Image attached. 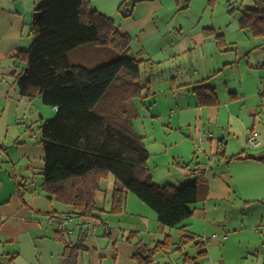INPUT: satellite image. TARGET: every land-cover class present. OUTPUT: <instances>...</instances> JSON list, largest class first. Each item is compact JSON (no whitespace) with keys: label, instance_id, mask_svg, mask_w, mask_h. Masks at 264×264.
Returning a JSON list of instances; mask_svg holds the SVG:
<instances>
[{"label":"crops","instance_id":"obj_1","mask_svg":"<svg viewBox=\"0 0 264 264\" xmlns=\"http://www.w3.org/2000/svg\"><path fill=\"white\" fill-rule=\"evenodd\" d=\"M13 1L15 9L0 5V264H7L14 256L15 260L12 264H63L64 245L56 239L55 232L61 230L59 222L67 215L71 218L69 226L65 229V238L73 244L78 243L80 239L83 242L75 264H102L99 258L106 254L115 260V264H133L129 263L128 259L139 262L136 256L137 250L142 252L141 247L149 248L146 238L164 237L165 239L167 235L173 237L171 234L173 229H169V234H165L167 232L165 227L159 223L162 227H157V232H151L149 230L151 222L138 212L142 208L138 207L139 205L129 195L126 209L118 216L112 214L110 209L114 180H111L109 186L106 185L105 188L104 180L101 182V190L96 196L97 211L94 213L95 217L91 219L94 231H88L86 238L83 237V232L87 228L73 214L72 205L56 200L50 201L42 187L35 189L32 193H23V188L19 186L21 183L32 180L37 183L38 177H41L39 173L44 167V148L39 146L37 132L33 133L29 125L38 122L42 125L47 121L46 110L39 101L42 102L41 98L29 99L15 93L9 85L7 75L15 71L13 60L17 51L27 49L25 45L29 44L31 35L25 34L26 27L34 24L33 15L45 0ZM123 1L93 0L91 6L102 14L114 17L115 22L118 21L116 24L120 31L130 36L131 55L134 57L137 55L139 59L143 58V70L146 75L149 70L151 75L150 78L146 76L144 79L143 72L142 83L151 88L152 92L162 78L160 85L167 87L168 94H175L174 98L189 97V94L195 96L194 101L186 100L184 106L176 104L177 110L172 109L171 114L183 118L188 113H194L195 135L199 139L202 138L200 142L204 145L199 147V151L213 158L208 162L206 157H199L197 154L195 157L194 154L191 156L179 154L175 162L184 174H178L173 178L170 174L168 178H165L151 170L153 179L161 185L168 183L180 185V182L187 183L197 178L199 182H206L209 187L205 199L196 204L194 215L183 223L186 227L179 228L180 239L173 242L172 238L171 248L167 252L172 255L176 253L184 255L185 244L181 243L182 237L195 235L208 239L207 243L205 246L198 247L192 242L190 247L195 250L185 254L183 258L185 264L187 262L188 264H204L205 262L208 264H264V161L254 158L228 160L233 155L228 156L224 150L225 147L218 148L217 143L218 141L224 145L228 143L225 139L226 134L231 133L230 129L216 139L213 133H209L212 138H208V133L207 136L206 133L203 135L201 130L203 123L207 120L223 127L224 124L220 122L223 112L226 109L229 110L231 105H235L227 103V94L231 100L240 103L247 99L242 80L235 85L231 84V80L228 81L229 72L233 74L234 65L239 62V59L230 58L231 48L228 47L227 40L223 47H219L215 34L206 33V29H214L213 27H200V24L188 25L185 19L177 20L171 26L165 15L161 14L165 9L162 0L133 2L129 7L132 10L129 17H127L128 7L120 11V4ZM190 1L188 3L185 1L186 7L189 6ZM263 2H260L261 6L256 8H264ZM181 3L183 0H177L175 7L181 8ZM139 4L143 5L141 11L137 9ZM244 31L249 32L252 38L257 40L255 44L250 43L246 56L250 57L252 52L264 51V43L258 41V38L264 39V37L255 36L249 30ZM216 33H218L217 30ZM176 57L183 58L184 64L178 65ZM190 59L195 61L194 66L191 65ZM245 60L248 68H251L253 61ZM215 80L222 82L227 90V94L223 92L224 105H221L217 90L219 83L216 85L213 83ZM200 85L214 88L218 100L216 105H203L199 102L194 87ZM14 96L19 98L18 101ZM33 102H36L37 113L33 115V121L29 123L25 120V107L33 105ZM135 107L138 114V107ZM53 111L55 117L56 109L53 108ZM232 115H235L234 112ZM239 115H241V107ZM20 120L26 124L27 130L21 129ZM251 131L256 130L254 127L247 130L246 142ZM30 132H32L31 135ZM263 146L264 143L257 150L262 149ZM262 155L264 156V149ZM234 162L238 164L236 168L232 166ZM195 169H199L200 174L195 173L193 171ZM107 197L109 202L106 206ZM146 214L150 215L148 212ZM222 215L225 218L224 221L233 216L232 228L235 233H229L230 225L224 226L222 217L220 218ZM114 217H119L118 221L114 220ZM136 218L142 221L144 232L141 231L138 222H134ZM197 222L203 225L199 230V233H203L202 235L192 232ZM217 222V229L212 228L213 223ZM106 224L115 229L110 235L104 232ZM92 233H95L96 237H93ZM214 234L219 237H212ZM223 235L227 238L224 239ZM104 239L112 242L113 249L106 248L108 243H104ZM217 247L220 253L218 256H213L212 250ZM204 250L206 253L202 255ZM148 256L146 254L143 258L146 259ZM179 259L183 263V259ZM153 263L152 257L151 264Z\"/></svg>","mask_w":264,"mask_h":264},{"label":"trees","instance_id":"obj_2","mask_svg":"<svg viewBox=\"0 0 264 264\" xmlns=\"http://www.w3.org/2000/svg\"><path fill=\"white\" fill-rule=\"evenodd\" d=\"M92 1L42 2L37 9L41 14L31 26V46L15 55L22 65L15 79L19 95L41 98L56 109L55 117L40 127L44 148L41 183L32 180L19 186L23 193L42 187L50 201L72 205L73 214L84 223L95 217L101 182L112 175V214L120 215L128 194L133 193L156 213L162 226L185 228L183 223L194 215L209 187L197 178L180 185L154 181L151 154L134 127L138 115L134 99L151 92L142 83L143 60L131 55L130 36L120 31L114 18L93 9ZM137 1L141 0H124L120 11L128 7L127 17L131 16L129 7ZM240 23L242 29L264 37V8H245ZM205 31L215 34L219 47L224 46L223 34ZM194 89L201 104L218 103L214 88L200 85ZM244 153L228 160L264 161L263 155ZM65 234L63 229L55 232L64 245L63 264H75L83 242L70 243ZM87 234L84 231L83 237ZM207 240L185 235L181 243L202 247ZM171 245L172 237L167 235L151 248L141 247L136 255L139 264H151L154 253L167 252ZM14 260L15 256L7 264Z\"/></svg>","mask_w":264,"mask_h":264},{"label":"rangeland","instance_id":"obj_3","mask_svg":"<svg viewBox=\"0 0 264 264\" xmlns=\"http://www.w3.org/2000/svg\"><path fill=\"white\" fill-rule=\"evenodd\" d=\"M162 1L165 4V9L161 12V14L165 15L166 20L170 22L171 26H173L177 20L185 19L188 25L200 24V27H213L215 30H217L218 34L225 35L224 39L227 40L228 47L231 48V51L229 52L230 58L234 60L236 58L239 59V62L234 65L233 74H231V71L229 72L230 77L228 78V81L230 82L231 80V84L235 85V83L239 84L242 80L244 88L246 89L245 94L247 95V99H245V102L241 103L235 100H231L229 94H227L225 85L218 80L213 81L215 85L219 83L217 90L220 95L221 105H224L225 103L223 99L224 91L228 96L227 103L230 102L235 105H231L229 107V110L226 109L223 112L220 120V122L224 124L223 127L221 125L211 123L209 120L205 121L201 128L203 135L204 133H206V136L207 133H213V136L216 139L220 137V135H222L223 133H226L228 129H230L231 133H227L225 139L228 143L224 146V150L228 156L239 154L244 150H246L245 152L247 154H258V156H261L264 146L260 150L251 149L248 143L246 142V134L247 130L254 127V130L260 133L261 141L262 143H264V66L260 67V65H264V51L252 52L250 54V57L246 56V52H248L249 50L248 46L250 45V43L255 44L257 40L253 39L249 32L247 33V31H244L242 29L240 18L245 8H254L256 6H261L260 2L264 0H191L188 7H186L185 4L186 0H183V3L180 4L181 8L175 7L177 0ZM0 5L15 9V3L13 0H0ZM139 5L140 6H138L137 9L141 11L143 9V5ZM116 23H118V21H116ZM29 27L30 26L26 27V35H31V27ZM32 39L33 38L31 35L29 44L27 43L25 45L27 46V49L31 45ZM258 41L264 43V39L258 38ZM135 56L138 57L137 55ZM176 59L178 65L184 64L183 58L176 57ZM245 59H251L253 61L250 65L251 68H248ZM190 61L191 65L194 66L196 64L194 60L190 59ZM18 62L19 61L16 59L13 60L15 71L8 74L7 77L9 85H11L14 92L19 95V91L15 83V78L19 74L22 65H20ZM198 64H200V61H198ZM143 69L144 66L142 67V73L144 72ZM247 69H250L251 71L248 72ZM150 75V71L148 70L147 75L144 72L143 78L145 79L146 76L150 78ZM160 83H162V78L160 80ZM160 83L156 85L157 87L153 88V91L155 93L151 91L148 94L146 92L143 94L142 97L138 96L136 97V99H134L135 106L138 107V115L134 119V127L138 134L144 137L143 140L151 154L149 161V166L151 170L156 174L159 173V175L165 178H168V174H170V177L173 178L178 174H184L183 171L180 169L181 167L175 162V160H178L177 156H179V154H184L185 156H191L194 154V157L197 154L199 155V157H206L208 162L213 158L211 156L205 155L204 152L199 151V147L204 145L202 144V142H200L202 138L199 139L195 135L196 123L194 121V113H188L187 116H184L183 118H180L179 115L171 114L172 109L177 110L176 104L184 106L186 105V100L194 101L195 96L189 94V97L183 98V96H180L178 98H174L175 94H168L166 91L167 87L161 86ZM242 90V93H244V89ZM14 97L18 101L19 98H17L16 96ZM39 101L40 103H42V106L46 110V120H49L54 117L53 108L51 106L44 105L41 100ZM35 103L36 102H33V105H28L25 107V120H28L29 123L33 121V115L37 113ZM240 107L241 115H239ZM232 112H234L235 115H232ZM20 121L22 127L21 129L23 130L24 128L25 130H27V126L23 123V120ZM29 126H31L33 133L37 132L39 146L42 147L43 145L41 142L42 137L40 130L41 123H32ZM32 132H30V135ZM235 163L236 162L232 164L233 168H236L238 165ZM242 165L244 166L245 164ZM111 180H114L112 175H110L106 180H104V188L106 187V185L109 186ZM163 180L165 181L167 179ZM38 183H41V177H38ZM185 183L186 182H180V184ZM128 195L129 197H132V199L139 205L138 207L142 208V210L138 212L143 214V216L148 218V220L151 222V228L149 230L151 232H157V227L162 226L156 220V213L148 205L143 203L135 194L129 193ZM108 202L109 199L107 197L105 199L106 206L108 205ZM146 212L150 213L152 217H150L149 214H146ZM221 217L222 223L225 227L230 225L228 229L229 233H235L232 228L234 222L233 216L227 218V220L225 221L223 215L220 216V218ZM118 218L119 217H114V220L117 219L118 221ZM134 222H138L141 231L144 232L142 221H139L136 218L134 219ZM202 226L203 225L197 222V224L193 227L194 230H192V232H195V234L197 235H202L203 233H199V230L202 228ZM211 227L217 229L218 222L213 223V226ZM164 229L167 231L165 232V234H169V228ZM197 229L198 231H196ZM179 232L180 229L172 230L171 234L173 235V242L178 241L180 239L178 237ZM163 240L164 237L160 239H145L146 244L150 248L153 247L158 241ZM135 242H137V240H135ZM104 243H108L106 248H109V250L113 249L112 242H108V240L104 239ZM191 244L192 243L185 244L184 255H181L180 253L172 255L168 252L163 251H158L154 253L153 264H185L183 259L185 258V254L187 252H190V250H195V248L191 249ZM219 253L220 250L218 247L213 248V256H218ZM179 258L183 259V263L180 262ZM100 261L102 262V264H115V260L108 256V254H106L102 258H99V262ZM133 261L134 262H132L131 259H128L129 263L139 264L137 260L133 259ZM186 264H188V262ZM204 264H208V262H205Z\"/></svg>","mask_w":264,"mask_h":264},{"label":"built area","instance_id":"obj_4","mask_svg":"<svg viewBox=\"0 0 264 264\" xmlns=\"http://www.w3.org/2000/svg\"><path fill=\"white\" fill-rule=\"evenodd\" d=\"M208 138H212V135L208 134ZM247 143L251 149L257 150V149L261 148L262 141L260 138V133L258 131H251L249 133L248 138H247ZM217 145H218V148L224 147V144L221 141H218ZM70 218L71 217L69 215H67L59 222V226L61 227V229L65 230L69 226ZM83 225L87 228L88 231H92V232L94 231V225L91 223V220L84 222ZM114 230L115 229L113 227H111V225H109V224L104 225V232L107 235H110ZM92 236L96 237L95 233H92ZM212 237L217 238V237H219V235L214 234ZM222 237L224 239L227 238L226 235H223ZM102 254H103V252H102Z\"/></svg>","mask_w":264,"mask_h":264},{"label":"water","instance_id":"obj_5","mask_svg":"<svg viewBox=\"0 0 264 264\" xmlns=\"http://www.w3.org/2000/svg\"><path fill=\"white\" fill-rule=\"evenodd\" d=\"M41 13L39 11H36L33 15V23H35Z\"/></svg>","mask_w":264,"mask_h":264}]
</instances>
